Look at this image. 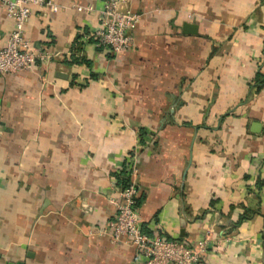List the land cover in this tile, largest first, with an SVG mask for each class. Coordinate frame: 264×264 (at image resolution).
<instances>
[{
    "label": "crops",
    "instance_id": "1",
    "mask_svg": "<svg viewBox=\"0 0 264 264\" xmlns=\"http://www.w3.org/2000/svg\"><path fill=\"white\" fill-rule=\"evenodd\" d=\"M52 1L24 26L51 56L0 75V264H138L109 236L134 150L144 232L264 264V0H125L117 54L92 38L106 0ZM12 28L0 9V48Z\"/></svg>",
    "mask_w": 264,
    "mask_h": 264
},
{
    "label": "built area",
    "instance_id": "2",
    "mask_svg": "<svg viewBox=\"0 0 264 264\" xmlns=\"http://www.w3.org/2000/svg\"><path fill=\"white\" fill-rule=\"evenodd\" d=\"M124 1L106 0L99 11V25L92 33L95 44L113 54L131 48L132 31L139 19L134 11L120 9ZM35 6L50 11L59 8L52 0H0V9L13 21V28L0 48V75L27 70L51 56L42 47L32 46L24 37V26ZM135 161L134 150L125 159L126 186L119 191L121 200L115 203V216L109 223L110 240L118 243L126 239L136 251L138 264H199L202 255L217 246V235L208 230L194 240H179L144 232L135 208L138 193L133 179Z\"/></svg>",
    "mask_w": 264,
    "mask_h": 264
},
{
    "label": "water",
    "instance_id": "3",
    "mask_svg": "<svg viewBox=\"0 0 264 264\" xmlns=\"http://www.w3.org/2000/svg\"><path fill=\"white\" fill-rule=\"evenodd\" d=\"M182 31L185 32V33H196L197 24L190 23V22H184L182 24Z\"/></svg>",
    "mask_w": 264,
    "mask_h": 264
},
{
    "label": "trees",
    "instance_id": "4",
    "mask_svg": "<svg viewBox=\"0 0 264 264\" xmlns=\"http://www.w3.org/2000/svg\"><path fill=\"white\" fill-rule=\"evenodd\" d=\"M77 55H71V59H72V61L74 62V63H80V62H84V59L82 58V57H76ZM120 180V182H122V183H125V181L126 180H124V179H122V178H119ZM185 240H187V239H185ZM201 263V259H200V262H199V264Z\"/></svg>",
    "mask_w": 264,
    "mask_h": 264
}]
</instances>
